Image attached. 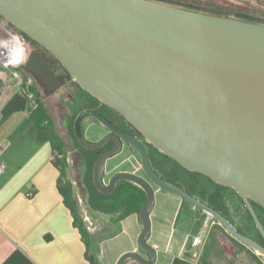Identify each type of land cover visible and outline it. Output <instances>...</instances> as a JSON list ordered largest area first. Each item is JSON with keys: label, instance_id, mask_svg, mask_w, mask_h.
<instances>
[{"label": "water", "instance_id": "obj_1", "mask_svg": "<svg viewBox=\"0 0 264 264\" xmlns=\"http://www.w3.org/2000/svg\"><path fill=\"white\" fill-rule=\"evenodd\" d=\"M0 18L47 50L69 79L119 113L160 152L233 189L263 240L242 234L220 212L163 180L139 139L99 113L84 110L74 121L79 145L97 150L114 143L94 161L95 188L110 194L125 181L146 196L138 213V245L149 258L129 252L117 264L156 261V250L146 240L153 185L179 196L264 255V225L252 204L264 209V23L158 0H0ZM24 68L36 81L58 90L56 74L36 50ZM87 118L112 133L88 140L82 129ZM123 143L136 151L150 181L118 172L108 185L103 183L101 167Z\"/></svg>", "mask_w": 264, "mask_h": 264}, {"label": "crops", "instance_id": "obj_2", "mask_svg": "<svg viewBox=\"0 0 264 264\" xmlns=\"http://www.w3.org/2000/svg\"><path fill=\"white\" fill-rule=\"evenodd\" d=\"M21 76L23 80L31 77L28 72ZM21 112L27 115L14 128L0 134V145L4 140L8 143L1 156L5 169L0 177V264H90L88 256L96 264H117L129 252L148 259L138 245L142 231L138 214L112 221L107 227V237L93 241L92 249L88 250L58 188L60 171L55 165V152L33 123L27 122L31 111L27 108ZM5 124L6 121L0 125V130ZM97 125L90 124L92 129L88 131L83 128L88 140L95 141L102 134L95 130ZM126 148L131 151L123 143L121 150L107 158L103 166L117 157L115 163L128 164L127 170L118 172L142 177ZM153 189L151 229L146 240L156 250L154 264H188L191 239L199 236L203 246L209 232L216 233L217 229L210 228L207 220L179 196L154 185ZM124 264L139 263L127 259Z\"/></svg>", "mask_w": 264, "mask_h": 264}, {"label": "trees", "instance_id": "obj_3", "mask_svg": "<svg viewBox=\"0 0 264 264\" xmlns=\"http://www.w3.org/2000/svg\"><path fill=\"white\" fill-rule=\"evenodd\" d=\"M158 1L176 5V6L185 7L188 9L203 11V12H207V13H211L215 15L234 16L236 18H241V19L251 21V22L264 23L263 11L261 10L258 11L257 9L252 8V7L249 8L248 7L249 5L246 8H242L241 10L235 11L229 8L226 9L223 6L215 5L211 2H200V1H195V0H188V1L158 0ZM0 20H2V18H0ZM7 27L13 32L19 34L25 40V42L31 43L34 46L38 45L36 42L31 40L27 35L18 31L13 26L7 24ZM57 63L65 71V69L61 66V64L58 61ZM65 73L67 74L66 71ZM74 85L79 90V94H77V92L74 90L75 92L73 95H74V99L76 102V108L72 116L67 121L66 127H67L69 135L74 140V144H75L74 149L77 151L76 153L79 156V159L84 168V173H83L81 184L84 190L86 191V200H87L88 207L92 211H96L102 214L117 215V217L113 221H119L131 214H138L142 205L145 203V200H146L145 193L143 192L142 189H140L138 186L132 183L125 182V181L118 182L115 190L110 194H102L95 188L93 184V179H92V168H93L94 161L97 158L101 149L87 150L79 145V143L77 142L75 138V134H74V121L76 117L78 116V114L81 113L82 111L95 110L97 108L98 109L100 108V109H104L110 112L111 114L115 116L120 117V119L124 121V123L137 134V136L142 140L146 148L152 168L156 171V173L163 180H165L166 182L170 184H174V185L181 187L193 197L201 200L202 202H204L211 208L220 212L223 216L227 217L231 223L235 225L234 221L231 219L229 210L226 206V198H227L228 191H231L232 193H234L245 210L247 222L250 223L249 225H247L248 227L247 231L235 225L237 230L241 232L242 234L248 237H251L257 242L263 244L262 237L260 236L257 228L255 227L252 217L250 216L242 199L238 196V194L233 189L219 185L213 182L212 180H210L207 176L203 174L191 172L183 168L175 160L171 159L166 154L160 152L152 144L147 142L142 137V135L135 128H133L119 113H117L115 110L110 108L108 105L100 102L99 100L91 96L85 90L80 88L76 82H74ZM44 86L45 88H48V86L46 85ZM29 90L34 94V99H35V103L37 106L35 109L31 110L30 115L27 119L28 120L27 122L33 123V126L36 129V131L39 134L43 135L44 138L50 142L52 149L55 152V165L60 171V177L58 180V188L60 190V193L63 196L65 205L70 209L72 213V216L74 218V225L78 228L89 250V244L87 242V237L89 236V233L86 229V226L83 224L82 220L78 216L77 208L75 206V201L73 198L72 183L68 179L66 172H65L66 158L64 156V147L62 146L57 136L53 119L49 116L47 112L46 106L43 100L41 99V93L37 85L30 87ZM27 107H28L27 95L24 94L22 91L14 93L7 100V102L4 104V106L1 109L2 118L0 120V125L4 121H6L12 114L16 112L25 111ZM94 121L96 123H99L96 120ZM129 148L131 149L133 154H135L138 158L136 151L131 146H129ZM102 167L100 171L101 179L103 178ZM183 201L189 206H192L185 200ZM252 204H253V207L259 219L264 225V209L258 204H255V203H252ZM195 209L203 213L204 215H206L201 210H198L197 208ZM228 235L234 242H236L242 247L247 248V246L235 240L230 234ZM88 258H89L90 264H96V261L94 260V258L89 257V256ZM204 264H208V263L204 262Z\"/></svg>", "mask_w": 264, "mask_h": 264}, {"label": "rangeland", "instance_id": "obj_4", "mask_svg": "<svg viewBox=\"0 0 264 264\" xmlns=\"http://www.w3.org/2000/svg\"><path fill=\"white\" fill-rule=\"evenodd\" d=\"M188 1V0H185ZM200 2H211L215 5L223 6L226 9L229 8L231 10H241L242 8H246L248 5L249 8H255L258 11H263L264 13V0H195ZM234 17V16H233ZM15 72L16 76H12L10 72H5L4 70H0V83L7 82L11 79L9 83V95L6 98V101L17 92L22 91V86L18 85V78L20 75L27 73L24 66L17 69L12 70ZM34 78L31 76L29 79ZM27 79V80H29ZM1 80H5L2 82ZM7 80V81H6ZM23 80V79H22ZM26 79L23 80V83L27 81ZM68 81V80H67ZM74 80L69 79V82H61L59 85L58 90L53 91L51 88H45V86L40 81H35V85H37L40 93L41 99L43 100L47 112L49 116L53 119L57 136L64 147V156L66 158V175L68 179L72 183V190H73V198L75 201V206L77 208L78 216L82 220L83 224L86 226V229L89 233L87 237V242L89 244V248L92 249L94 242L98 241L100 238L107 237V227L111 222L117 217V215L111 214H102L96 211H92L87 204L86 200V191L84 190L81 182L84 173V168L82 163L77 155V151L74 149L75 144L74 140L68 133L66 123L69 118L72 116L75 108L76 102L74 99V92L76 91L79 94V90L74 85ZM34 84V83H33ZM75 90V91H74ZM4 104L0 106V120L1 116V109ZM29 110V109H28ZM27 114L23 112H16L11 115L7 120L6 124L0 130V134L9 129L14 128L15 125ZM25 119H23L24 121ZM90 124L93 123L91 118H87L84 123L85 131H88L92 128L89 127ZM98 124V123H97ZM100 125V124H99ZM95 128V130H100L102 134L94 138L98 140L102 138L107 133L105 127L100 125L101 127ZM32 126V125H31ZM95 140V141H96ZM128 145V144H127ZM129 147V145H128ZM125 150L130 154V161L138 168L140 174L143 178H149L146 175L140 160L137 158L135 154L131 151ZM113 160L116 159H109L106 161L105 165L103 166V183L108 185L110 178L116 174L120 170H127V162L121 164L120 162H116ZM129 161V160H127ZM153 185V184H152ZM226 206L229 210V214L231 219L234 221L235 225L243 230H248L247 225L250 223L247 222L246 214L243 206L239 202L238 198L234 193L228 191L227 198H226ZM199 212V211H198ZM205 220L208 222V226L210 228L216 227L217 232L212 233L209 232L208 240L205 245H201L199 250L191 248L188 251V264H204V262L208 264H264V255H261L249 247H242L236 242H234L230 237L229 233L226 229L220 225L216 220L212 219L207 214L204 215L203 213L199 212Z\"/></svg>", "mask_w": 264, "mask_h": 264}, {"label": "built area", "instance_id": "obj_5", "mask_svg": "<svg viewBox=\"0 0 264 264\" xmlns=\"http://www.w3.org/2000/svg\"><path fill=\"white\" fill-rule=\"evenodd\" d=\"M8 31L13 32L12 30H10L7 27V24L3 20H0V35H4ZM13 33H15V32H13ZM24 64H21L20 66L14 67V68H8V67H4L3 65H0V70H4L5 72H10L11 73V72H13L12 70H17V69L23 67ZM11 75H12V73H11ZM12 76L14 77L16 75L13 74ZM17 78L19 80L17 82L18 85L22 86L21 87L22 88V92L24 94H26L27 97H28V107L27 108L31 111V110L35 109L36 106H37L36 103H35L34 94L29 90L30 87L35 85V80L33 82V79L30 78L24 84L23 80H22L23 77L21 75L19 77H17ZM1 81L4 82L5 80H1ZM10 81H11V79H9L7 82H4L2 84L0 83V106L2 104H4V102L6 101V98L9 95V83H10ZM7 145H8L7 140H4V142H2L1 145H0V177L3 174L4 169H5V163L1 160V156L3 155L4 151L6 150ZM1 233H2V231L0 229V235H1ZM201 245H202V240H201V238L199 236L193 237L191 239V248L199 250Z\"/></svg>", "mask_w": 264, "mask_h": 264}, {"label": "flooded vegetation", "instance_id": "obj_6", "mask_svg": "<svg viewBox=\"0 0 264 264\" xmlns=\"http://www.w3.org/2000/svg\"><path fill=\"white\" fill-rule=\"evenodd\" d=\"M25 41V40H24ZM25 47L27 49V51L30 53L32 50H36L37 52H39L40 54H42L45 59L47 60V62L49 63V65L51 66L52 70L54 71V73L56 74L57 78H58V82H59V85L61 84V82H69V78H68V75L65 73V71L60 67V65H58L57 61L43 48V47H40V46H34L32 45L31 43H27L25 42ZM68 80V81H67ZM36 81V80H35ZM92 111H95L97 113H99L100 115H102L108 122H110L113 126H115L116 128L124 131L125 133H128L134 137H136L137 139H139L141 142L142 140L137 136V134L130 128L128 127L124 121H122L120 119V117L118 116H115L113 114H111L110 112L104 110V109H95V110H92ZM93 121L94 119L91 118ZM86 121V119L84 120V122ZM84 122L82 124V129L84 128ZM100 124V123H98ZM102 125V124H100ZM103 126V125H102ZM104 127V126H103ZM107 134H110L112 133L109 129H107ZM84 132V131H83ZM143 143V142H142ZM144 145V144H143ZM114 146V143L113 141H108L101 149V151L99 152L102 153V152H105L109 149H111L112 147ZM145 147V146H144ZM98 154V155H99ZM143 252V251H142Z\"/></svg>", "mask_w": 264, "mask_h": 264}, {"label": "clouds", "instance_id": "obj_7", "mask_svg": "<svg viewBox=\"0 0 264 264\" xmlns=\"http://www.w3.org/2000/svg\"><path fill=\"white\" fill-rule=\"evenodd\" d=\"M30 53L23 38L11 31L0 35V65L8 68L18 67L27 62Z\"/></svg>", "mask_w": 264, "mask_h": 264}]
</instances>
